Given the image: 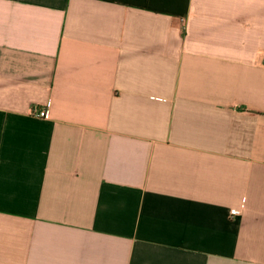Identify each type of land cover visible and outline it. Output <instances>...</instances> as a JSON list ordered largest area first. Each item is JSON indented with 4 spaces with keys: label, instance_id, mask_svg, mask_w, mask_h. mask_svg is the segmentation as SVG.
<instances>
[{
    "label": "crops",
    "instance_id": "1",
    "mask_svg": "<svg viewBox=\"0 0 264 264\" xmlns=\"http://www.w3.org/2000/svg\"><path fill=\"white\" fill-rule=\"evenodd\" d=\"M0 264H264V0H0Z\"/></svg>",
    "mask_w": 264,
    "mask_h": 264
},
{
    "label": "built area",
    "instance_id": "2",
    "mask_svg": "<svg viewBox=\"0 0 264 264\" xmlns=\"http://www.w3.org/2000/svg\"><path fill=\"white\" fill-rule=\"evenodd\" d=\"M31 113L39 118H46L47 117V108L43 109H32Z\"/></svg>",
    "mask_w": 264,
    "mask_h": 264
}]
</instances>
